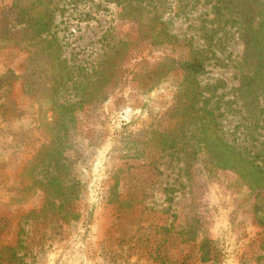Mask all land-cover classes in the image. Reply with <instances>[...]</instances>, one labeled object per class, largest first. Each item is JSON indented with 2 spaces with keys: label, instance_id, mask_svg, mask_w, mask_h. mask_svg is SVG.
<instances>
[{
  "label": "rangeland",
  "instance_id": "374dc122",
  "mask_svg": "<svg viewBox=\"0 0 264 264\" xmlns=\"http://www.w3.org/2000/svg\"><path fill=\"white\" fill-rule=\"evenodd\" d=\"M14 1L0 0V13ZM52 7L51 33L74 70L59 101L74 106L63 163L78 186L69 201L47 187L50 104L21 77L38 43L18 28L3 39L0 27V243L15 247L16 264H264V224L238 176L175 141L164 151L159 137L175 131V59L192 51L224 137L264 149L239 96L241 32L223 30L205 0H161L154 10L180 42L159 47L108 0Z\"/></svg>",
  "mask_w": 264,
  "mask_h": 264
},
{
  "label": "trees",
  "instance_id": "16d2710c",
  "mask_svg": "<svg viewBox=\"0 0 264 264\" xmlns=\"http://www.w3.org/2000/svg\"><path fill=\"white\" fill-rule=\"evenodd\" d=\"M108 1L121 6L127 17L138 22V33L149 45L159 47L179 44L180 39L170 32L158 11L154 10L161 0ZM54 2L15 0L11 6L2 9L0 27L3 39H10L13 30L18 28V33L26 39L38 43L35 51L30 54L33 69L26 70L21 77L23 83L25 81L35 92L38 90L41 97L50 104L51 128L48 129L49 142L45 156L48 155L54 165L52 174H56L47 187L53 189V192L64 194V200L69 201L78 182L70 176V165L63 163L65 148L70 146L63 142V138L70 132V124L74 119L69 110L74 106L61 104L59 98L61 92L73 81L74 70L63 58V47L59 39L51 33L55 18L52 7ZM205 3H212L223 30L236 27L241 32L244 52L239 63L238 90L246 113L245 120L251 119L250 134L255 141L256 131L264 128V107L261 102L264 94V0H205ZM191 52L175 59V68L180 72L171 107L172 116L175 117V131H165L159 135L162 150L174 146L175 141V146H189L194 157L208 153L214 167L236 174L247 187L257 221L264 224V149L258 150L256 143L239 146L224 137L216 113L217 107L211 105L210 99L204 98L200 77L206 66ZM107 70L103 68L101 73L106 80ZM61 176L64 185L59 182ZM4 243H0V258H4L3 253L10 249L12 253L6 257L5 264H16L20 258L15 247ZM202 247L205 248V244ZM209 252L210 249H207L204 256Z\"/></svg>",
  "mask_w": 264,
  "mask_h": 264
}]
</instances>
